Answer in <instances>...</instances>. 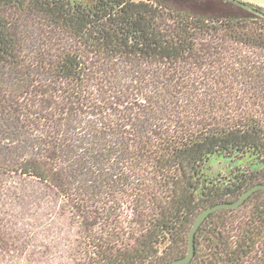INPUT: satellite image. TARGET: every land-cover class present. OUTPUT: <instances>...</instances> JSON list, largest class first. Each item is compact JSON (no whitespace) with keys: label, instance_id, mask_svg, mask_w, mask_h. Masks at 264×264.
I'll list each match as a JSON object with an SVG mask.
<instances>
[{"label":"trees","instance_id":"16d2710c","mask_svg":"<svg viewBox=\"0 0 264 264\" xmlns=\"http://www.w3.org/2000/svg\"><path fill=\"white\" fill-rule=\"evenodd\" d=\"M213 157L246 160L213 177ZM33 180L75 264H165L197 214L264 182V19L159 0H0V264L22 259ZM186 264H264V189L210 213Z\"/></svg>","mask_w":264,"mask_h":264},{"label":"rangeland","instance_id":"374dc122","mask_svg":"<svg viewBox=\"0 0 264 264\" xmlns=\"http://www.w3.org/2000/svg\"><path fill=\"white\" fill-rule=\"evenodd\" d=\"M92 3L94 0H81ZM176 9L215 18L245 15L233 4L220 0H159ZM264 1V0H258ZM246 160L213 157L209 173L213 177H227L242 168ZM16 210L21 226L31 234L22 259L12 264H75L80 249L76 224L70 218L62 200L53 191L37 183L26 181Z\"/></svg>","mask_w":264,"mask_h":264},{"label":"water","instance_id":"95a60500","mask_svg":"<svg viewBox=\"0 0 264 264\" xmlns=\"http://www.w3.org/2000/svg\"><path fill=\"white\" fill-rule=\"evenodd\" d=\"M264 189V182H259L251 185L248 189H246L238 198L232 201H221L211 205L206 206L203 208L195 217L188 236V249L184 256L175 257L165 264H186L192 260L195 255V236L202 225L206 217L219 209L223 208H236L239 207L252 193L256 190Z\"/></svg>","mask_w":264,"mask_h":264},{"label":"flooded vegetation","instance_id":"af4514ba","mask_svg":"<svg viewBox=\"0 0 264 264\" xmlns=\"http://www.w3.org/2000/svg\"><path fill=\"white\" fill-rule=\"evenodd\" d=\"M207 1V0H206ZM221 3L233 4L237 9L244 11L249 17H260L264 19V1L258 0H220Z\"/></svg>","mask_w":264,"mask_h":264}]
</instances>
